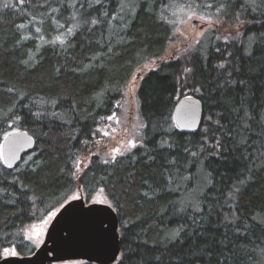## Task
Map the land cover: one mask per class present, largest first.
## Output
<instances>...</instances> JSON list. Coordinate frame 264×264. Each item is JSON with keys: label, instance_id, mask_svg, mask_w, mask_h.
<instances>
[{"label": "trees", "instance_id": "obj_1", "mask_svg": "<svg viewBox=\"0 0 264 264\" xmlns=\"http://www.w3.org/2000/svg\"><path fill=\"white\" fill-rule=\"evenodd\" d=\"M71 2L0 0V142L20 130L35 140L18 164L0 163V251L31 255L41 230L31 236L28 229L43 224L45 230L79 184L86 203L106 194L117 214L114 264H264V0H132L131 11L121 0H77L75 8ZM183 4L202 16L214 13L216 23L198 43L183 44L175 34L173 12ZM70 14L98 23L69 34L76 23ZM236 16L244 23L232 39ZM57 36L63 46L48 43ZM154 60L160 63L142 74L135 91L136 140L143 147L100 163V126L108 124L134 73ZM186 67L193 71L185 74ZM229 71L234 83L219 87ZM193 84L200 91L193 92ZM186 96L203 107L193 134L170 127L176 103ZM37 109L47 114L37 120L30 114ZM209 114L214 120L222 114L224 126L216 132L222 146L211 155V147L201 151ZM162 139L171 147L161 148ZM85 155L91 164L81 183L69 173L75 171L69 156ZM194 193L195 205L185 200ZM177 229L178 239L165 238Z\"/></svg>", "mask_w": 264, "mask_h": 264}, {"label": "water", "instance_id": "obj_2", "mask_svg": "<svg viewBox=\"0 0 264 264\" xmlns=\"http://www.w3.org/2000/svg\"><path fill=\"white\" fill-rule=\"evenodd\" d=\"M183 97L173 110L174 123L186 125L185 134L196 133L202 124L201 102ZM188 129H195L189 131ZM9 136L0 142L6 161L12 166L35 149L34 138L26 131ZM27 133V135H24ZM29 138H31L29 140ZM83 197L82 195H80ZM120 254L118 218L115 210L97 203L71 199L54 214L46 227L44 236L35 251L28 256L0 259V264H59L84 261L92 264H114Z\"/></svg>", "mask_w": 264, "mask_h": 264}, {"label": "snow or ice", "instance_id": "obj_3", "mask_svg": "<svg viewBox=\"0 0 264 264\" xmlns=\"http://www.w3.org/2000/svg\"><path fill=\"white\" fill-rule=\"evenodd\" d=\"M21 3L24 2V0H20ZM76 3H77V0H72L71 4H70V7L72 8H75L76 7ZM96 3H101V0H96ZM246 3H248L249 5L251 4H254L255 3V0H246ZM8 5L5 4V7H7ZM129 7L130 11L132 8L135 7L134 3L132 2V0H121V8H124V7ZM81 7H83V5H81ZM191 10V9H190ZM255 10V9H253ZM53 11H58V9H53ZM175 14V13H174ZM195 13L193 12V15ZM189 19H192L193 16L192 15H189L188 16ZM198 19L200 20H203L206 24H209V25H214L216 23V20L213 19L212 17H208L207 19L203 16H199L197 17ZM218 18V16H217ZM236 23H237V29L235 31H232L230 32V36L232 39H236L237 37H239L241 35V33L239 32L238 30V25L241 24V23H244L243 20H241L240 16H236ZM69 20H73V21H76V17L74 14H70L69 15ZM55 22V21H54ZM98 23V20L95 19V18H92V19H89L88 17L84 16L81 18V20H78L76 21V23L72 26V27H69L68 28V33L69 34H75V31L79 29V27L81 26V24L83 25H92V26H95L96 24ZM19 27H23V25H20ZM89 30H91L89 28ZM37 32L40 31L39 28L36 29ZM22 39H28V37H22ZM57 42H59L60 45H64L65 41L60 37V36H57L55 38V40H52V41H48V43H52V44H56ZM226 43L228 42L227 39L225 41ZM198 43V41H197ZM219 51V49H217ZM250 54V53H249ZM98 58V57H97ZM32 58L29 57L28 60H25L23 61L26 65L29 63V61L31 60ZM91 60L89 62L88 65H84V66H81L80 67V70L81 71H86L88 69V67H91ZM217 67L219 69H225L226 65L225 63H221L219 65H217ZM75 70V69H73ZM143 71V69H141ZM57 71H59V69H57ZM193 70L192 68L190 67H186L184 69V73L185 74H188V73H191ZM232 76V73L229 71L227 72V77H229V79H226L224 81L223 84H220L218 85L219 87H224L225 84L227 85H231L234 83L233 80L230 79V77ZM239 83H243V81H240ZM6 92L8 93H12L14 92V89L13 88H6L4 89ZM192 91L193 92H198L200 91L199 88H196L195 85L193 84L192 85ZM21 99H23V97H21ZM186 99H189L191 100V97L190 96H186ZM46 103V102H45ZM54 106V105H53ZM30 114L32 116H34L37 120L41 119V117H43L44 115H46V109H37V110H30ZM52 115H57L56 113H52ZM222 114H217V117L213 118V116L211 114L208 115L207 117V126L205 128H203V136H202V139L204 141L203 144H201V151H203L205 148L207 147H211L213 149V152H210L209 154H214V150L218 147H221V140L218 139L216 137V132L220 131L224 126L220 123V118H221ZM245 116H247V119L251 120L253 119V117L251 116H248L247 113H245ZM109 119H114V117L110 116ZM172 121H175V117H171L170 118ZM261 122H264V116H261L260 118ZM66 122V121H65ZM245 127H248L247 124L244 125ZM11 127V125H10ZM140 127H147V125H143L141 124ZM170 127L171 128H178L180 129L181 131L185 130V128L187 127L186 125H181L179 123H172L170 124ZM215 129V130H214ZM189 131H195V129H188ZM44 135H47V133H43ZM20 133L19 132H10L8 134H6L4 136V139L5 140H8L9 136H13V137H16V136H19ZM24 135H27V133H25ZM105 135H107V133H105ZM31 138H29L30 140ZM212 140L213 143L211 145L208 144V141ZM143 147V144H137L136 140L133 138V139H129L127 141V144L126 146L124 147L123 151H121L120 149H114L112 152L110 153H106L104 155V158H102L100 160V163L102 164H105V165H108L110 163H114L115 160H116V157L117 155L119 156H124L126 152H131L133 149L137 148V147ZM160 147L161 148H166V147H171V145L168 143V141L166 139H162L161 140V143H160ZM185 151H189V149H185ZM192 156H196L197 155V152H191L190 153ZM94 155H97L99 156L100 154L99 153H94ZM29 160L31 159V157L28 158ZM88 157L85 155L83 157L81 156H78L76 157V159H72L71 156H69V160L71 161L72 163V168L75 169V171H72V169H69V173L70 175L72 176L73 179H79L81 181V183H83V175L82 173H84V170L85 169H90V164H91V161L88 160V163H85V160H87ZM174 162V161H173ZM0 163L4 164L5 167H8V168H11L12 167V164L10 161H6L5 159V156H4V152H3V145H0ZM24 163H28L27 160L24 161ZM35 170V169H33ZM99 182H97L98 184ZM241 183H244V181H241ZM77 189L79 190L80 188V185L77 184ZM100 193L104 194L105 193V188L101 187L99 189ZM235 191H239V189H235ZM145 195H147V193H145ZM232 198V193L230 192L229 193V196H228V199H231ZM73 199L74 200H80V201H83V197H81L80 195H74L73 196ZM89 199H91V196H89ZM94 203H97V204H101V205H105L106 207H108L109 209H112L113 208V205L112 203H109L107 201V195L105 194V198L104 199H97L94 201ZM119 207V205H117V208ZM199 210V209H198ZM49 219H51V216L49 217ZM47 220L44 221L45 224H47ZM193 223H196V220L193 219ZM124 227H127V225H124ZM180 231H182V229H177L175 231V233L173 234H170L168 236H166L165 238L166 239H178L179 238V235H180ZM39 235V233H37V236ZM32 237L30 236L29 239H31ZM17 255V252L14 248L10 249V248H4L3 251H0V259H8L9 257H15ZM206 255H208L209 257L211 256V253H206ZM216 264H220V261L217 260Z\"/></svg>", "mask_w": 264, "mask_h": 264}, {"label": "rangeland", "instance_id": "obj_4", "mask_svg": "<svg viewBox=\"0 0 264 264\" xmlns=\"http://www.w3.org/2000/svg\"><path fill=\"white\" fill-rule=\"evenodd\" d=\"M185 5L186 4H183L184 9L183 7H179L174 10L173 15L174 13L178 14L174 20V27L175 34L179 39H181L182 43H189L190 45L192 42H196L201 39L209 29L213 28V25L206 24L203 20L197 18L204 15L199 14V12H197L199 11L198 9L196 11L192 5H189V7ZM202 7H204V5H202ZM193 12L195 13L194 15ZM213 14L214 13L207 12L206 15L213 18V16H211ZM189 15H192L193 18L189 19ZM206 15L203 17L207 19L208 17ZM214 32L217 34L219 33V31ZM175 45L176 44L171 45L170 48L175 47ZM168 53L169 49L166 55H164V59L169 57ZM158 63H160L159 60H154L147 64L146 67L142 68L143 71L138 70L134 73L131 81L124 89L123 98L117 103L114 113L111 115L114 119L107 120V125L102 124V126H100V139L96 142V147L97 152L103 154L101 157H103L106 153L112 152L114 149H120L123 151L129 139L134 138L136 140V138H138L139 127L135 100L136 84L141 78L138 77V74H144L146 70L156 67ZM105 133H107V135H105ZM77 194L82 195L79 190L75 193V195ZM185 200L195 205L197 203L196 194L194 193L193 195H188ZM44 228L43 224L32 225V227L28 229L29 235L33 236L37 233V231L41 230L40 235L37 236V239L41 242L46 230H44Z\"/></svg>", "mask_w": 264, "mask_h": 264}, {"label": "flooded vegetation", "instance_id": "obj_5", "mask_svg": "<svg viewBox=\"0 0 264 264\" xmlns=\"http://www.w3.org/2000/svg\"><path fill=\"white\" fill-rule=\"evenodd\" d=\"M142 76V74H138V77H141Z\"/></svg>", "mask_w": 264, "mask_h": 264}]
</instances>
